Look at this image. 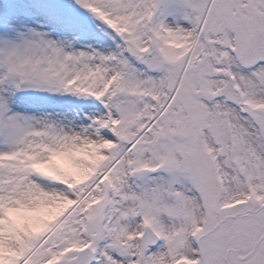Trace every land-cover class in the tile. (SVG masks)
Wrapping results in <instances>:
<instances>
[{"label":"snow or ice","instance_id":"obj_1","mask_svg":"<svg viewBox=\"0 0 264 264\" xmlns=\"http://www.w3.org/2000/svg\"><path fill=\"white\" fill-rule=\"evenodd\" d=\"M0 264H264V0H0Z\"/></svg>","mask_w":264,"mask_h":264}]
</instances>
